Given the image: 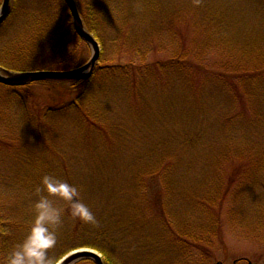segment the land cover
<instances>
[{
    "label": "rangeland",
    "instance_id": "1",
    "mask_svg": "<svg viewBox=\"0 0 264 264\" xmlns=\"http://www.w3.org/2000/svg\"><path fill=\"white\" fill-rule=\"evenodd\" d=\"M15 1L2 63L24 49L26 37L13 35L41 26L48 11L46 0ZM76 3L93 11L97 66L108 68L76 87L0 84V233L9 250L50 175L74 185L95 217H73L50 196L63 210L53 256L92 248L119 264H264V0ZM68 41L44 57L47 69L90 58L85 41Z\"/></svg>",
    "mask_w": 264,
    "mask_h": 264
},
{
    "label": "trees",
    "instance_id": "2",
    "mask_svg": "<svg viewBox=\"0 0 264 264\" xmlns=\"http://www.w3.org/2000/svg\"><path fill=\"white\" fill-rule=\"evenodd\" d=\"M12 2H11V12L9 16L0 25V36H5V37L8 36L9 31L11 30L12 25L16 20L13 13L15 11L16 1L14 0V2L13 3ZM46 3L48 4V8H47L48 11L46 10V14L41 19L42 20L41 26L38 27L34 26L33 28L25 31L18 30V32L15 33L13 37H26L24 49H20V52L18 53L16 51L11 61H6L4 63L0 61V66L16 71L30 70L29 68L31 67H38V69H43V68L47 69L48 67H51V65L50 66L48 65L49 63L51 64L53 61L50 60L47 61L48 59L44 57L48 56V58H50V56H52L51 52L60 51L63 48H65L67 42H69L68 41L69 39L71 42L75 43V47L76 45L79 44V42L84 43V41L76 34L72 26V21L70 22L69 20H67V17L69 16H68V7L66 6V4L62 3V0L61 1L46 0ZM88 5H90V3H88ZM88 5L87 8L89 7ZM91 10H92L91 7L90 10H87V12H83L81 10L82 11L81 16L83 18L85 27L92 32L94 30V22H93L94 14L92 13L93 11ZM76 38L79 39L77 40L79 42L76 41ZM37 49L39 52L38 55L39 57L37 56ZM138 50L139 48L135 49V51ZM176 57H179L180 60H182V58H184V55L182 53H178L176 54V56L174 55L172 59ZM32 63L35 64L33 65ZM74 64L76 65L77 62ZM134 64L135 63L133 61V65ZM107 66L108 65L96 66L92 76L87 79L65 81V83H69L71 84L72 87H76L80 83L89 82V80L94 77L96 71L100 69L102 70L103 68L107 69L108 68ZM111 66L114 67V65ZM116 66L118 67V64ZM0 237L4 240L2 250L4 254L7 256L8 252L10 251L8 245H6L8 234L1 232ZM102 254L105 264H119L115 259L110 257L104 251ZM75 264H94V263L91 259H83Z\"/></svg>",
    "mask_w": 264,
    "mask_h": 264
},
{
    "label": "clouds",
    "instance_id": "3",
    "mask_svg": "<svg viewBox=\"0 0 264 264\" xmlns=\"http://www.w3.org/2000/svg\"><path fill=\"white\" fill-rule=\"evenodd\" d=\"M43 188L38 187L34 202L35 215L25 235L16 242L6 257V264H62L59 256L50 254L57 244V231L62 224L63 210L50 196L68 202L71 215L84 221L95 219L94 214L78 196V189L67 181L53 183L50 175L42 178Z\"/></svg>",
    "mask_w": 264,
    "mask_h": 264
},
{
    "label": "water",
    "instance_id": "4",
    "mask_svg": "<svg viewBox=\"0 0 264 264\" xmlns=\"http://www.w3.org/2000/svg\"><path fill=\"white\" fill-rule=\"evenodd\" d=\"M72 16V24L78 36L91 47L90 58L83 64L70 69H32L14 71L0 67V83L10 86H20L40 80H83L89 78L101 55V46L94 34L83 22L75 0H65ZM11 11V0H3L0 6V25ZM62 264H75L82 259H91L95 264H105L101 253L92 248H78L66 253ZM217 264H222L218 262Z\"/></svg>",
    "mask_w": 264,
    "mask_h": 264
},
{
    "label": "flooded vegetation",
    "instance_id": "5",
    "mask_svg": "<svg viewBox=\"0 0 264 264\" xmlns=\"http://www.w3.org/2000/svg\"><path fill=\"white\" fill-rule=\"evenodd\" d=\"M237 262V261H236ZM249 264H250V262H249Z\"/></svg>",
    "mask_w": 264,
    "mask_h": 264
}]
</instances>
